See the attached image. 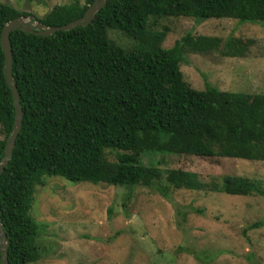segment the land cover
I'll return each mask as SVG.
<instances>
[{
	"label": "trees",
	"instance_id": "trees-1",
	"mask_svg": "<svg viewBox=\"0 0 264 264\" xmlns=\"http://www.w3.org/2000/svg\"><path fill=\"white\" fill-rule=\"evenodd\" d=\"M91 2L55 4L34 20L62 25L80 17ZM19 15L30 14L0 1V29ZM165 16L264 22V0H104L85 26L47 36L18 29L9 33L11 74L22 116L0 173L7 264L38 258L37 226L28 210L34 186L43 185L45 176L125 187L158 182L164 197L167 187L264 196L259 182L246 176L223 174L208 185L192 171H162L139 160L147 153L264 161V94L206 83L194 89L179 70L183 51L222 48L224 55L242 56L250 41L228 35L220 45V37L185 33L164 48V32L148 27ZM107 29L118 30L133 45L115 44ZM2 67L0 48V158L14 114ZM110 151L113 159L107 156Z\"/></svg>",
	"mask_w": 264,
	"mask_h": 264
},
{
	"label": "rangeland",
	"instance_id": "rangeland-1",
	"mask_svg": "<svg viewBox=\"0 0 264 264\" xmlns=\"http://www.w3.org/2000/svg\"><path fill=\"white\" fill-rule=\"evenodd\" d=\"M0 1L28 12L27 19L34 21L53 5L72 0ZM148 29L164 32V48L185 33L220 37V45L228 35L249 40L242 56L224 55L222 48L183 51L179 70L194 89L206 83L220 90L264 94V22L165 16ZM106 35L125 48L134 43L116 29H107ZM106 153L114 158L113 152ZM139 160L162 171H192L208 185L223 174L246 176L264 191V161L147 153ZM159 186L45 176L43 185L34 186L28 210L37 226L38 258L27 264H264V196L167 187L164 197Z\"/></svg>",
	"mask_w": 264,
	"mask_h": 264
},
{
	"label": "water",
	"instance_id": "water-1",
	"mask_svg": "<svg viewBox=\"0 0 264 264\" xmlns=\"http://www.w3.org/2000/svg\"><path fill=\"white\" fill-rule=\"evenodd\" d=\"M104 4V0H92L85 8L82 15L62 25L45 26L39 21H30L25 15H19L6 21L0 29V48L3 54V77L7 87L9 88L12 105H13V122L8 135L5 138L3 145V153L0 158V173L4 169L11 156V150L14 145V139L18 133L22 111L18 102V93L15 88V83L11 74V49L9 44V33L13 30H21L27 33H32L40 36H47L57 30H68L72 27L87 25L94 13ZM7 240L0 223V264H7L6 258Z\"/></svg>",
	"mask_w": 264,
	"mask_h": 264
}]
</instances>
